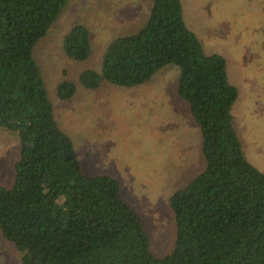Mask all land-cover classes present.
<instances>
[{"label":"trees","instance_id":"1","mask_svg":"<svg viewBox=\"0 0 264 264\" xmlns=\"http://www.w3.org/2000/svg\"><path fill=\"white\" fill-rule=\"evenodd\" d=\"M69 2L0 0V126L20 141L13 182L0 185V232L21 252V264H264V170L236 130L239 87L226 57L207 52L183 0H152L141 28L108 43L100 69L57 84L58 97L70 100L79 85L133 88L169 66L178 70L176 92L199 128L205 164L171 195L175 246L156 256L120 180L84 173L34 56ZM63 50L87 60L89 27L74 22Z\"/></svg>","mask_w":264,"mask_h":264},{"label":"rangeland","instance_id":"2","mask_svg":"<svg viewBox=\"0 0 264 264\" xmlns=\"http://www.w3.org/2000/svg\"><path fill=\"white\" fill-rule=\"evenodd\" d=\"M188 25L209 53L223 54L239 87L234 123L251 161L264 170V0H183ZM152 0H70L34 50L60 126L73 138L87 175L116 176L123 196L142 216L156 256L172 252L176 239L170 197L204 168L199 128L178 97V70L169 66L133 88L104 83L58 97L64 78L78 81L100 69L108 43L136 32ZM81 21L92 34L91 56H66L63 39ZM66 75L64 76V74ZM20 152L16 132L0 126V185L10 186ZM0 264H21V252L0 232Z\"/></svg>","mask_w":264,"mask_h":264},{"label":"crops","instance_id":"3","mask_svg":"<svg viewBox=\"0 0 264 264\" xmlns=\"http://www.w3.org/2000/svg\"><path fill=\"white\" fill-rule=\"evenodd\" d=\"M258 167V166H257Z\"/></svg>","mask_w":264,"mask_h":264}]
</instances>
